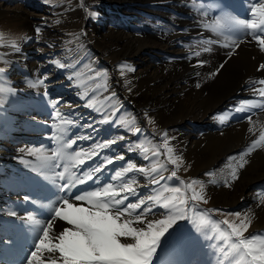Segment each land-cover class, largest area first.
I'll use <instances>...</instances> for the list:
<instances>
[{
  "label": "snow or ice",
  "instance_id": "1",
  "mask_svg": "<svg viewBox=\"0 0 264 264\" xmlns=\"http://www.w3.org/2000/svg\"><path fill=\"white\" fill-rule=\"evenodd\" d=\"M47 2V0H46ZM226 5H218L216 10L221 13L211 23L202 22L206 31L223 34L225 30L233 33H246L258 44L259 50L264 53V36L257 34L255 29L264 30V3L253 2L250 4V15L255 19H240L235 17ZM91 18H96L99 13L95 10L88 11ZM34 33L38 38L41 28L37 26ZM3 34H0L2 38ZM214 40H205L211 45ZM67 43V42H66ZM225 47H239L237 41L232 39L224 43ZM10 47L16 53L22 48L13 41ZM210 47H203L202 51H210ZM199 57V52H194ZM53 65L63 69L65 64L60 60H52ZM206 61L197 60V65ZM9 65L10 62L5 61ZM120 76L125 77V70L134 72L130 65L121 63ZM224 67L223 64L210 72L216 75ZM9 69L0 67V81L5 79ZM258 71L264 73V63L258 65ZM46 75V74H45ZM199 75V73H197ZM97 78L102 77L104 83L99 85L108 91L107 70L94 73ZM69 81L72 76L68 77ZM27 87L36 88L46 81L42 78L23 81ZM264 85V79L259 81ZM123 85L131 93V81L126 77ZM197 88L200 84L195 85ZM87 92L80 96L84 99ZM260 97H264V87L259 89ZM116 92H111L104 97L102 106H95L93 99H89L85 106L95 108L98 113H103L100 124L112 122L136 137L135 141L129 140L126 148L128 152H137L146 162L138 166L132 159H128L125 166L119 167L110 176L108 182H99L102 169L114 161L124 160L123 153L119 155L104 156L103 162L82 170L79 166L98 155L101 149H110L117 141L125 139L123 134L95 142L90 148L73 150L72 146L77 140L90 139V136H75L69 134L72 120L64 119L57 108L59 97L49 98L48 93H43V100L52 109L50 117L51 134L48 139L52 142L51 155L44 154L45 145L27 147L28 155L35 160L25 159L22 153L20 160L26 169L56 190V195L42 202L29 194L23 196V202L31 204L42 211L25 209L23 214L16 208L0 209V251L8 254L17 248L18 242L31 238V245L20 264H201L189 259L201 247L202 241L207 242L215 256L202 264H264V234L245 233L252 224V219L247 213L240 211L221 210L218 208H198L200 203L207 204L208 200L204 191V182L198 179L185 181L177 175L184 165V159L170 141L166 130L159 129L155 118L148 111L143 112V117L148 125L154 129L152 139H141L144 129L138 126L135 116L132 118L120 117L118 111H124L122 106L117 107ZM18 89L4 87L0 84V115H6L8 106L21 104ZM252 108H264V100L242 99L239 101L237 112L251 111ZM225 116H221L223 121ZM35 119V118H33ZM250 127L248 131L254 132L251 116H247ZM91 127V125H85ZM97 129H94V132ZM159 139H156V136ZM146 144L148 146H146ZM264 148V128L259 131L258 137L251 139L246 151L238 153L239 162L231 167L230 177L225 179V186H231V181L238 179L239 169L248 163L246 156L254 150ZM163 157V160H161ZM234 160V157H229ZM187 171V169H185ZM170 173L165 176L164 173ZM132 174V175H126ZM142 174L149 185H155L150 195L137 194V175ZM206 175L211 176L208 172ZM176 178L177 186H169L168 181ZM31 179L29 175L26 180ZM89 181H94L89 184ZM161 181H164L161 184ZM215 184L216 181H210ZM83 186V187H79ZM134 198L130 201L129 198ZM264 204V196L260 198ZM220 212L225 218L222 221L211 216L212 212ZM46 214V218H45ZM231 217V218H229ZM57 222L64 226L56 230ZM183 222V223H181ZM0 264H10L8 260H0Z\"/></svg>",
  "mask_w": 264,
  "mask_h": 264
},
{
  "label": "bare ground",
  "instance_id": "2",
  "mask_svg": "<svg viewBox=\"0 0 264 264\" xmlns=\"http://www.w3.org/2000/svg\"><path fill=\"white\" fill-rule=\"evenodd\" d=\"M121 1H124L125 5L132 2L137 5L135 8L129 7V9H126L130 11V16L128 17L131 18L138 15L139 11H144L146 16H143L144 26L140 30L134 29L128 32L125 30L126 28H118L112 34L107 35L109 37L106 36V41L100 44L102 47L111 50L112 61L117 60L120 61V64H126L127 60H130V64H127L134 68V72L131 73L125 70V77L131 81L133 91L129 93L125 87L126 90L122 91V95L117 96V107L119 109L122 106L124 111H118V115L114 119H119L120 117L129 119V115L133 111L137 110L140 115L144 110L143 108H150H147L148 113L155 118L158 126L173 129L172 132L168 133L170 137H174L171 140V145L183 156L184 164L189 168L190 175H200V173L212 168V166H216L214 169L209 170L212 173L211 176L201 175L205 179L208 178L207 181L209 183L215 180L220 184L218 186H215L216 183L206 184L208 189L206 191L210 196V201L213 204L234 207L235 209L239 206L243 207V213H247L252 219V224L245 235L248 233L264 234V204L260 202V198L264 196V148L249 153L246 156L248 163L243 169L238 170V179L231 181V186H225V179L230 177L231 167H234L239 162L238 153L246 151L251 139L258 137L259 131L264 128V108H252L251 111H236L239 101L242 99H253L258 102L264 100V97L259 95V89L264 87V85L259 83L261 79H264V73L258 71V65L264 63V53L259 50L258 44L246 33L230 36L228 30H225L222 35L206 31L202 27V22L211 23L219 14L216 10L218 4L210 0ZM216 1L229 5L224 0ZM238 2L244 4L242 6L244 10L239 11L237 7L233 6L235 12L239 13L233 14L234 16L236 15L235 17L242 19L244 17L241 18L240 16L244 14L247 19L258 21V17L250 15V4L253 2L264 3L263 0H240ZM216 12L218 13L216 14ZM75 14L76 16L82 15V10L76 11ZM33 21L35 22V20ZM28 22L30 24L32 20L29 19ZM36 23L41 30L45 24L48 25L46 21ZM138 24V22L135 23V25ZM255 31L257 34L264 36V30L259 27V24ZM52 33L49 29L48 35L53 36ZM209 39L217 42L211 45L205 44L204 41ZM232 39L237 41L239 47L230 49L224 46L226 41ZM54 43H57V41L54 40ZM17 44L21 48L25 46L24 41ZM155 45L164 46V48L161 46L160 50L168 54H162L161 62L145 66L144 69L135 70L139 61H143L148 54L159 51ZM203 47H210L211 50L204 52L202 51ZM150 48H153L154 51H151ZM45 50L49 51V53L43 52V55L49 61L53 53L50 52V49ZM11 51L15 55L12 54L10 57H12L13 61H19L17 64L19 68L25 66L30 69H41V63H38L35 57L37 53H16L13 49ZM194 52H199L200 56H194ZM165 56L166 58H164ZM74 58L78 60L79 57L74 55ZM197 60H204L206 63L202 66L197 65ZM221 64L224 67L219 73L216 75L209 74ZM148 67L147 72L143 74ZM125 77L122 79L116 78V85H123ZM42 79L51 83L49 82L50 76H44ZM15 83H23L22 77H17ZM197 83L200 84L199 88L195 86ZM74 85V81H72L70 87ZM40 88L43 91V86ZM116 88H114V83H112L108 91ZM46 91L47 89H44V93ZM60 102L62 100L58 101V109L62 107ZM103 103L104 99L94 104L102 106ZM127 103L133 104L136 108H129ZM45 106L46 104L40 105L31 102L23 110L22 114L15 111V106H8L6 115H0V209L14 207L20 214H23L25 209L33 211L32 209L35 208L31 204L24 203L22 198L27 194L26 189H30L27 186L32 187V185H35L33 181L38 183L41 180L32 176L34 173H31L21 163L20 157L22 153L20 149H25L23 153L25 159L34 161L35 157L27 154V147L45 145L43 141L50 136L51 133L48 129L51 128L50 126L53 123V120L50 121L46 115L41 117V112L44 111ZM32 107L38 109L39 116H28ZM225 114H227L226 118L221 121L220 117L225 116ZM247 116H251L252 126L254 127L253 133L248 131L250 125L248 119H246ZM72 119L73 125L69 126V133H74L75 136L91 137L90 139L77 140V144L75 145V142L72 146L73 150H79L81 147L88 149L93 143L97 142L98 137L102 136L103 139L112 138V136L107 137L106 134L113 131L118 132L119 129H122L112 122H110L112 124H109L108 128L99 127L100 125L86 128L81 124L80 119L75 117ZM140 119H142V116ZM8 120H11L10 124L7 123ZM25 123L27 126L33 124L31 135L26 134L27 126H25ZM143 123L142 120H139L138 126ZM205 125L207 127L202 132L197 131L199 128L194 131L191 129L195 128V126ZM94 129H97V131L94 132ZM23 132L25 135L19 134ZM119 143L120 141L116 142V144L110 146V149L99 150L98 154L101 152L103 154L99 157L91 158L92 161L89 159L90 161L87 165L89 167L94 164L98 165V162L100 163L106 155H118L116 151ZM74 145L75 148H73ZM45 146L44 154L51 155V144H46ZM229 157H234L235 159L230 160ZM119 162L120 160L114 161L110 165L108 172H112ZM121 162L123 161L121 160ZM133 162L138 166L148 163L142 164L136 159ZM13 164L19 165V168L15 169ZM82 166L80 165L79 167L83 170L84 167ZM27 175L31 179L26 180ZM164 175L169 176L170 173L165 172ZM140 176L143 177V175H137V194H153L151 190L156 186L149 185ZM18 177H22V180L18 179ZM101 177L105 176L102 174ZM176 180V178H172L168 181V184L171 185ZM108 181L109 179L104 181L99 178V182ZM41 182L42 184L40 185L42 190H45V196L44 199H36L46 203V200L56 195V190L45 182ZM88 183L93 184L94 181H89ZM163 183L164 181H161V184ZM50 189L54 190L51 194H49ZM31 194L30 190L29 195ZM33 198H35L34 195ZM129 200L132 201L134 198L130 197ZM57 223L56 230H60L64 225L61 222ZM60 223L61 225H59ZM31 243V238L25 234V238L18 242L15 250L8 254L0 251V260H7V258L2 257L7 255L9 258L12 257L11 261H9L10 264H20ZM214 256V252L207 247V242L202 241L197 253L188 258L202 264L203 261L210 260Z\"/></svg>",
  "mask_w": 264,
  "mask_h": 264
},
{
  "label": "rangeland",
  "instance_id": "3",
  "mask_svg": "<svg viewBox=\"0 0 264 264\" xmlns=\"http://www.w3.org/2000/svg\"><path fill=\"white\" fill-rule=\"evenodd\" d=\"M238 1L240 0H233L232 5H226L224 3H219V2H216V4L218 5L224 4L227 6L226 10H230L232 14H239L235 12L234 7H237L239 11H242L244 10V8L242 7L244 6V4L239 3ZM216 4H215V7H216ZM129 7L135 8L137 7V5L134 2L129 3L128 5H125V2L121 0L120 1H117V0H114V1L112 0H47V2L46 0H0V34H3L2 38H0V67H6V69H9L6 73L7 77L5 76V79L3 81H0V84H2L4 87H14L18 89V95L22 103L15 105V111L22 114L23 110L27 108L31 102H35L40 105H45L46 102L43 100V93H44V89L45 90L47 89L46 92L48 93V96H50L49 98H56V97L61 98L60 100H62V102L60 103L62 104V107L59 108V111L61 112L64 119L73 121L72 118L75 117L81 120V124L84 127L85 125L90 124L91 127L100 125L99 127L108 128L109 124L111 125L112 123L110 122H106L104 124L99 123V121L102 119L103 113L96 112L95 108L89 109L85 106V104L87 103L89 99H93L94 103L97 101H102L105 96H109L111 92H115V91L118 94V96H121L122 91L126 90L124 85H119V84L116 85L115 83L117 82L116 78L117 79L123 78L120 76V69L117 67V65L120 64V61H117V60L112 61L111 50H109V48L102 47V45L100 44L103 43V41H106L107 35L112 34L113 31H115L118 28H122V29L126 28L125 30L129 32V30L131 31L134 29L140 30L144 26L143 16H146V14H144L145 12L139 11L138 15H135L130 18L128 17L130 16V13H129L130 11L126 10V9H129ZM144 9L148 10L147 8H144ZM160 9L162 8L160 7ZM78 10H82V15L76 16L75 12ZM91 10H95L98 13L99 12L100 13L96 18H91L88 15V11H91ZM217 13L218 12H216V14ZM219 15H221L220 12L217 16ZM240 17L241 18L244 17L242 19H247V17L244 14H242ZM29 19L32 20V22H30L31 25L28 22ZM33 20H35V22L46 21L48 23V25L45 24V26H43L42 28L43 31L41 30L42 33H40L38 38L36 37V34L34 33V29L36 28L37 23L35 24ZM137 22L139 24L135 25V23ZM49 29L51 33L55 32L54 34L52 33L53 36L48 35ZM228 32L230 33V36L231 35L236 36L238 34V33H233L230 31ZM56 35L57 36L59 35V36L57 37ZM54 40H56L57 43H54ZM13 41H15L16 43H20L21 41H24L25 46L24 48L22 47L23 51L20 53H23V54L25 52L28 54L37 53L35 54V57L38 63H41L40 70L34 69V68L30 69L25 66H22L19 68L17 66L19 61H13L11 59L12 57H10V55L14 54L11 51L12 48L10 47V44ZM161 46L155 45V47H158L157 49L159 51L154 52L153 53L154 55L150 53V55L148 54V56H146L143 61L141 62L139 61V64L138 65L136 64L137 66L135 67V70L144 69L145 66H148V65L151 66L152 64L161 62L162 61L161 56H163L162 54L164 55L168 54L160 50ZM162 47L164 48V46ZM45 49H50V52L53 53L52 57L49 58V61L43 55V52L49 53V51H46ZM150 49L151 51H154L153 48H150ZM74 55L75 56L77 55L79 57L78 60L74 58ZM109 57H110V60H109ZM164 58H166V56ZM54 59L60 60L61 63L65 64V68L61 69L53 65L51 61ZM5 61L10 62V68L8 64H5ZM129 62L130 60H127L126 64ZM134 63L132 64L135 65ZM148 69L149 67L145 69V72L143 74H145ZM100 70H107L108 79H107L106 86L107 88H110L112 83H114V88L117 87L115 90L104 91L103 88L98 87L99 85L103 84L104 81L102 77L100 78L95 77L94 73ZM19 76L22 77L23 81L25 80V78L37 79V78H42L44 76L45 77L50 76L49 82L51 83L45 82L36 88L27 87L24 82L21 84L15 83V79ZM69 76H72L71 81H69L68 79ZM72 81H74L75 85L73 87H70V84H72ZM41 86H43V91H41V88H40ZM85 92H87L88 95L84 97L83 100L80 99V96ZM94 105L100 106L96 104ZM127 105L131 109L136 108L133 106V104L127 103ZM147 108H143L144 109L143 112L148 111V109H150V108L148 109ZM51 110L52 109L46 104V106L44 107V111L41 112V117H43V115L44 116L46 115V117H48V119L52 121L50 117ZM29 111L30 112L28 116L37 117L40 114L38 109H36V107H32ZM143 112L139 115L137 110L133 111L131 115H129V119L135 116L137 119V123H139V120L140 121L142 120V122L144 123L140 127H142L145 131H144V134L141 136V139L151 140L154 129L151 125L147 124L146 120L143 117ZM141 116H142V119H140ZM52 122L54 123L57 121H52ZM7 123L10 124L11 120H8ZM156 125L159 129L166 130L168 133L173 131V129L163 128L160 125L158 126L157 122H156ZM25 126H27L26 123H25ZM205 127H207V125L200 126V127L195 126V128L193 127L191 129L192 131H194L196 128H199L197 131L202 132L204 131ZM32 128H33V124L31 126H27L26 134L31 135ZM86 128H89V127H86ZM20 129L22 131V127ZM48 130H50V133H51V128ZM19 134L25 135L24 132L19 133ZM69 134L75 135L74 133H71V132ZM108 134H106L107 137H110V136L113 137L119 134H123L125 136V139L120 141L119 145L117 146V151H116L118 152L116 153L118 155L123 153L124 160H122L123 162H121L120 160V162L118 163L119 166L117 164L116 167L113 168V171L110 173L108 172V169L111 166L107 165L102 170L103 176L105 177L102 178L101 175L99 174V178L103 180L105 179L110 180V176L114 174V171L119 167L125 166L128 159H132V160L136 159L142 164L147 163L139 156L137 152L130 153L127 151L126 145L128 141L129 140L135 141L136 140L135 136H133L130 133H127L124 129H119L118 132L113 131ZM98 138L99 139L97 141L99 142H101V140L103 139L102 136ZM156 139L157 140L159 139L158 135L156 136ZM43 143L45 145L51 144V147H53V144L49 139L44 140ZM76 144L77 142L75 143V145ZM170 144H171V141H170ZM75 145L73 148H75ZM146 146L148 145L146 144ZM180 151H183V150H180ZM102 154L103 153L101 152L96 157H99ZM92 159L90 160L92 161ZM90 160H87V161L85 160L86 163H84L83 165L84 167L83 170H86L87 168H89V165L87 164ZM161 160H163V157H161ZM102 162L103 160L100 163ZM13 167L15 169H18L19 165L13 164ZM215 167L216 166H212V168H209L206 171L200 173V175L199 174L190 175L189 168L185 166L184 164L179 169L177 175L180 179H183L185 181H189L192 179H198V180H202L203 182H206L204 183V191H205L208 203L206 205L203 203H200L198 205L199 209L202 210L203 208H214V209L218 208L221 210L240 211L243 214V207L241 206L235 209L234 207L232 208V207H226L224 205L213 204L210 201V196L208 192L206 191L207 189L206 184H211V182L209 183L207 181L208 178L205 179L203 178V176H206V173L209 172V170L214 169ZM185 169H187V171H185ZM126 175L130 176V174H126ZM201 175L203 176L201 177ZM140 177L143 178L142 176ZM18 179L22 180V177H18ZM177 185H178V181L176 180V182H174L173 184L169 186H177ZM218 185L220 184L216 181L215 186H218ZM33 186L34 185H32V187ZM53 191L54 190L51 189L49 194H51ZM26 192L27 194H29L30 189H26ZM33 195L34 193L31 194V196ZM140 195H143V194H140ZM34 197L37 198L36 193ZM209 201L212 204H210ZM32 210L38 211V212L41 211L38 208H34ZM211 216L214 219L219 220V221H222L225 218V216L222 213L215 212V211L211 213ZM45 218H46V214H45ZM59 225H61V223ZM57 226H58V223H57ZM2 257L6 258L8 256L3 255Z\"/></svg>",
  "mask_w": 264,
  "mask_h": 264
}]
</instances>
